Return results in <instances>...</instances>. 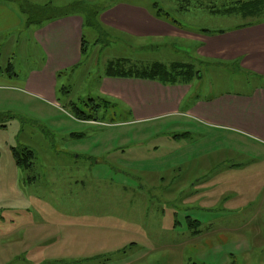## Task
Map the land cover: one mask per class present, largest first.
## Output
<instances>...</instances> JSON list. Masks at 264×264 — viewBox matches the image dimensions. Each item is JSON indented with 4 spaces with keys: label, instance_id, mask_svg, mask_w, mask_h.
I'll use <instances>...</instances> for the list:
<instances>
[{
    "label": "rangeland",
    "instance_id": "obj_1",
    "mask_svg": "<svg viewBox=\"0 0 264 264\" xmlns=\"http://www.w3.org/2000/svg\"><path fill=\"white\" fill-rule=\"evenodd\" d=\"M187 1L195 6L185 9ZM213 1L217 6L224 3L0 0V72L19 77L17 83V78L0 74V162L9 167L8 184L0 178V264H19L17 231L25 227L31 235L32 222L39 231L33 240L40 246L51 242L76 252L91 244L94 251L108 254V260L98 258L103 264H264V208L256 215L253 208L228 211L219 205L202 210L184 201L185 190L195 179L219 171L224 161L260 160L264 145L187 116H151L155 110L174 108L177 100L186 109L197 94L247 93L248 80L260 81L258 75L235 72L233 66L220 65L201 53L209 52L212 42L202 37L199 28L212 31L256 20L241 17L239 11L231 16L213 14L199 4ZM22 4L46 24L47 17L70 5L71 11L85 18L82 34L87 53L75 69L57 74L53 95L21 88L20 80L27 79L45 58L34 34L46 26L27 25ZM134 7L161 15L169 23L162 25L165 35L132 32L139 28L130 20ZM261 15L264 18V10ZM189 62L200 70V77L191 82L186 74L162 76L164 81L145 75L154 63L176 70L175 65ZM110 68L127 76H109ZM131 78L186 87V94L190 92L183 100L169 93L148 102L136 87L129 104L127 81L122 79ZM78 110L92 119H80ZM185 131L188 135H179ZM12 147L20 153L28 147L35 153L32 167H19L18 180ZM257 170V166L246 169L245 180L254 178ZM34 194L39 201L32 199ZM260 194L256 205L264 204L263 188ZM32 213H37L35 220L28 221ZM197 220L210 240L201 234L189 241ZM121 246L127 248L115 250Z\"/></svg>",
    "mask_w": 264,
    "mask_h": 264
},
{
    "label": "crops",
    "instance_id": "obj_2",
    "mask_svg": "<svg viewBox=\"0 0 264 264\" xmlns=\"http://www.w3.org/2000/svg\"><path fill=\"white\" fill-rule=\"evenodd\" d=\"M223 2L220 6H217L215 1L199 4L202 9H206L213 14L231 16L239 11L241 15H237L243 18L252 16L256 20L239 23L230 28L212 30L214 32L201 31L202 28H199V32L203 33L202 37L208 38L212 42L209 52H206L207 54L201 53L214 57L215 61L220 65L233 66L235 72L243 70L258 75L260 81L248 80L249 92L247 93L225 91L213 95L197 94L195 97L191 96V102L188 103L189 105L186 109L182 108L181 103L178 104L177 100L174 108L163 112L155 110L154 115L151 116L169 113L187 116L198 122L202 121L217 131L235 136L239 135V137H247L264 145V18H261L264 10V0H224ZM186 4L185 9L195 6L188 1ZM1 7H4V5H1ZM134 8L135 11L130 15V20L139 28L130 29L132 32L149 36L162 37V35H165L166 29L163 28L165 31L162 32V25L166 27L169 23L164 21L161 15L151 13L146 9ZM230 9H233L231 10L233 13H228ZM48 21V24H46V21L43 22L42 24L46 26L34 34L35 42L44 53L45 58L41 65L33 68L29 77L25 80H20V83L21 88L42 90L53 95L58 85L57 74L64 70L75 69L82 60V31L85 22L81 13L61 16ZM176 23L178 26L182 25L179 20ZM181 33L188 35L184 31H181ZM197 36L199 37L200 34ZM9 66L12 67V69H9L10 72H14L13 65L9 63ZM0 74L3 78L15 77L18 79L17 83L19 82V77L16 73L3 75L0 72ZM122 80L124 82L127 81L129 104L132 103V99L135 97L136 87H138L141 97L148 102L159 100L168 96L169 93L175 95V100L177 98L183 100V97L190 92L186 94V87H167L160 82L150 80L140 79V81H135L136 79L133 80V78ZM188 133L189 131H185L184 133H179V135H188ZM14 149L17 148L12 147V154ZM14 165L16 167L15 179L18 180L19 166L15 158ZM220 165L219 171H214L210 175H202L200 179H195L191 186L188 185L185 190L184 201L192 207L202 210H214L219 205L228 211L253 208L256 211V215H258L264 208V204L256 205L255 203L261 197L260 191L262 188L264 192V158L261 157L257 161L245 159L244 164L224 161ZM253 166H257L259 170L255 172L254 178L245 180V170L251 169ZM7 168H9L7 163L2 165L0 162V169L3 171L0 173V178L8 184ZM12 178L10 176L9 180ZM233 178L241 181V184L238 182L236 184ZM242 185L247 187L241 188L240 186ZM32 199L39 201V197H36L35 194L32 195ZM37 213L28 215L26 219L34 221V216ZM64 217H67V215L65 214ZM197 221L198 227L194 230L192 229L193 231L188 236L191 242L204 233L203 229L201 228L200 230L199 228L201 222ZM252 221L254 227L256 224L255 218ZM4 227L6 228V224ZM28 233L29 230L25 227H19V231H17V237L19 236V254L16 256L19 257V264H86V262L103 264L101 261L98 262V258L102 256L104 261L109 258V256L106 257L108 254L94 251L95 246L91 244L80 246L79 251L76 252H73L71 247L66 248L62 244L57 246L56 243L51 242L40 246L39 243L33 240L39 233L33 222L31 235H28ZM33 233H35L34 236ZM256 233L257 230L255 231V238H257ZM205 236L210 240L208 233L201 238ZM26 237H31L32 239L27 240ZM8 239H11V237H8ZM125 248L127 246H121L115 250L121 251Z\"/></svg>",
    "mask_w": 264,
    "mask_h": 264
},
{
    "label": "trees",
    "instance_id": "obj_3",
    "mask_svg": "<svg viewBox=\"0 0 264 264\" xmlns=\"http://www.w3.org/2000/svg\"><path fill=\"white\" fill-rule=\"evenodd\" d=\"M25 2H27V0H24ZM24 4H22V7L20 5V8L22 9V11L24 12V14L27 16L28 14V22L27 25H32V24H42L43 21H41L39 18L35 17L33 14V12L31 11V13L29 14V9L23 8ZM30 6V5H29ZM74 6L70 5V7H68V10L63 11L62 13H59L56 16H52V17H47V21L48 20H52L61 16H67L70 14H76L79 13L77 11H71L72 8ZM85 19V18H84ZM201 31H205V32H214L209 30L208 28H204ZM87 53V49H86V45H85V41L84 38L82 39V54H86ZM176 70H170L166 65L161 64V63H154L152 65V67H150V72L147 74L145 73V75H147L149 79H153V80H162V76L164 77H168V76H174L175 74H178L179 76H183L184 74L187 75V77L190 79L189 82L193 81L194 79L200 77V70L197 69L195 67V65L191 62L187 63V64H179V65H175ZM10 67V66H9ZM9 69H12V67H10ZM107 75L110 76H127L126 74L123 73H118L116 71H113L111 68L108 70ZM142 77H146V76H142ZM174 79V78H172ZM164 81V80H162ZM165 83V82H164ZM174 83H178V82H174ZM78 114L80 115V119L83 120H91L92 117L91 115H88L80 110H78ZM14 158L15 161L17 163V165L19 167L22 168H30L33 166L34 163V158H35V153L33 150H31L28 147L23 148V150H21V153L19 152V150L14 149Z\"/></svg>",
    "mask_w": 264,
    "mask_h": 264
}]
</instances>
